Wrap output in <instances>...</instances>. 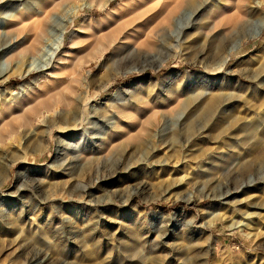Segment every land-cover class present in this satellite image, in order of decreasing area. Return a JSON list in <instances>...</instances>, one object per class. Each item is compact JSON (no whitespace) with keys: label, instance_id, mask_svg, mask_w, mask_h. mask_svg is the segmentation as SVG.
<instances>
[{"label":"rangeland","instance_id":"rangeland-1","mask_svg":"<svg viewBox=\"0 0 264 264\" xmlns=\"http://www.w3.org/2000/svg\"><path fill=\"white\" fill-rule=\"evenodd\" d=\"M107 1L0 0V264H264V0Z\"/></svg>","mask_w":264,"mask_h":264},{"label":"bare ground","instance_id":"bare-ground-1","mask_svg":"<svg viewBox=\"0 0 264 264\" xmlns=\"http://www.w3.org/2000/svg\"><path fill=\"white\" fill-rule=\"evenodd\" d=\"M108 1H110V0H108ZM107 1V2H108ZM192 3V2H191ZM106 4V3H105ZM182 4H176L174 7H171V9H170V13H174V12H177V10H179V7L181 6ZM189 5V4H188ZM106 6V5H105ZM164 6H166V5H164ZM104 8V7H103ZM124 17H125V19H126V24L127 23H132V22H134V20H135V14H134V10H132V11H129V12H127V13H125L124 14ZM135 25V24H134ZM262 25V24H261ZM259 31V30H258ZM124 34V33H123ZM122 34V35H123ZM125 35V34H124ZM107 40V39H106ZM106 40L105 41H103V42H106ZM110 39H108V41L106 42V43H103L102 44V41L100 42V44L98 45L99 46V52H102V51H104L105 49H107V48H109V47H113V49H117L118 48V44H117V42L116 41H114V40H110ZM98 49V48H97ZM98 51V50H97ZM97 53V52H96ZM134 245V244H133ZM135 245H136V243H135ZM134 245V246H135ZM127 248H131L132 246L131 245H128V246H126ZM134 248V247H133ZM136 248V247H135Z\"/></svg>","mask_w":264,"mask_h":264}]
</instances>
